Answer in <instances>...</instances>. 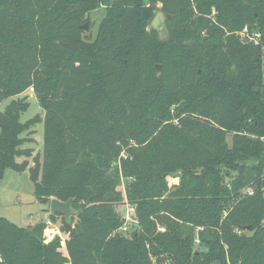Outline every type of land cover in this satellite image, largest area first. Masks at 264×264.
Listing matches in <instances>:
<instances>
[{"label":"trees","instance_id":"1","mask_svg":"<svg viewBox=\"0 0 264 264\" xmlns=\"http://www.w3.org/2000/svg\"><path fill=\"white\" fill-rule=\"evenodd\" d=\"M263 64L264 0H0V179L75 211L49 212L64 246L0 217V264H264ZM27 91L43 115L21 122Z\"/></svg>","mask_w":264,"mask_h":264},{"label":"rangeland","instance_id":"2","mask_svg":"<svg viewBox=\"0 0 264 264\" xmlns=\"http://www.w3.org/2000/svg\"><path fill=\"white\" fill-rule=\"evenodd\" d=\"M160 7V5H158ZM159 14V29L158 35L159 38L164 39L166 37L165 30V20L164 15L161 13H156L152 16L150 20V26L148 29L152 28L151 24ZM105 15V6L100 5L97 9L91 11L88 15V20H84L83 24L86 22L89 23L88 30H84V36L86 38L93 39L96 35L97 27L100 20ZM158 66V65H157ZM161 71V68H160ZM27 96V101L29 102V107L25 112L20 116V121L25 122L34 116H42L43 112L41 111L37 101L34 98V95L31 91H27L24 95ZM8 102H3L0 104V112L3 111ZM30 140L29 142L23 145V148L31 149V158L41 154L42 150V139H43V125L38 123L34 128V133L31 135H26ZM230 140V137H227V141ZM23 158L18 159L21 161ZM30 166L32 163L30 162ZM171 184L176 182L175 180L169 178ZM126 180H121V185L118 188L119 191H123V186L126 184ZM124 205H120L116 208L119 216L124 210ZM0 217L7 219L9 222L19 226L27 227L34 225L38 222H43L46 225V229L43 232V238L45 242H49L54 238V235L61 237V245L64 246V237L59 232L61 217H54L55 221H49V206L38 202L34 195V189L31 181L29 180L28 172H15L12 170H6L0 179ZM47 222H50V225H47ZM158 230L161 228L158 226ZM123 235V234H122ZM129 236V235H124ZM197 242V241H196Z\"/></svg>","mask_w":264,"mask_h":264},{"label":"built area","instance_id":"3","mask_svg":"<svg viewBox=\"0 0 264 264\" xmlns=\"http://www.w3.org/2000/svg\"><path fill=\"white\" fill-rule=\"evenodd\" d=\"M240 35L247 39L248 41L257 43V36H249L247 29L244 28ZM262 76L264 79V64L262 66ZM123 158H125L124 153L121 154ZM124 210L120 215V219L122 221V225L118 230V233L123 234V235H130L134 233L138 229V221L136 217V212H135V207L129 204L124 205ZM47 225H50V222H47Z\"/></svg>","mask_w":264,"mask_h":264},{"label":"water","instance_id":"4","mask_svg":"<svg viewBox=\"0 0 264 264\" xmlns=\"http://www.w3.org/2000/svg\"><path fill=\"white\" fill-rule=\"evenodd\" d=\"M159 14L156 15L154 18L151 26L153 29H159ZM89 23L86 22L81 26L83 30H88ZM156 75L160 74V66H155ZM73 199H69L66 202H61L57 199H51L49 202V212L52 214H59L61 215L65 222H69L70 218L75 215V211L72 208Z\"/></svg>","mask_w":264,"mask_h":264},{"label":"crops","instance_id":"5","mask_svg":"<svg viewBox=\"0 0 264 264\" xmlns=\"http://www.w3.org/2000/svg\"><path fill=\"white\" fill-rule=\"evenodd\" d=\"M55 236V235H54Z\"/></svg>","mask_w":264,"mask_h":264}]
</instances>
